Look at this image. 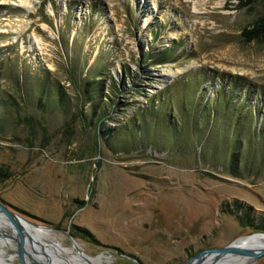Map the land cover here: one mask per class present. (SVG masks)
Instances as JSON below:
<instances>
[{"label":"rangeland","instance_id":"1","mask_svg":"<svg viewBox=\"0 0 264 264\" xmlns=\"http://www.w3.org/2000/svg\"><path fill=\"white\" fill-rule=\"evenodd\" d=\"M238 6V0H0V97L12 91L9 75L16 73L19 81L47 80L67 103L44 110L31 95L16 103L7 96L18 116L0 132V204L52 228L63 247L72 245L64 232L76 235L85 254L105 256L101 264H182L256 234L253 227L264 225V167L234 169L217 145L228 138L242 143L248 133L253 146L264 135V41L242 36L264 15V0ZM99 70L101 92L88 94L85 84ZM159 94L173 108L197 109L177 123L181 133L115 143L112 135ZM212 128L215 147L206 149ZM0 219V238L16 245L14 229ZM1 248L6 264H22L17 249ZM62 258L58 263L73 262ZM247 264H264V256Z\"/></svg>","mask_w":264,"mask_h":264},{"label":"trees","instance_id":"2","mask_svg":"<svg viewBox=\"0 0 264 264\" xmlns=\"http://www.w3.org/2000/svg\"><path fill=\"white\" fill-rule=\"evenodd\" d=\"M239 6L238 9L242 10L245 8H248L253 0H238ZM251 28L243 29L242 30V36L246 38L247 42H251L254 40H261L264 41V15H262L260 18L255 20L253 23L250 24ZM168 52V51H166ZM101 71V70H99ZM5 73V72H4ZM12 74V73H11ZM15 74V78L14 77ZM10 76L11 80H13V88L12 91H5L4 96H9L13 99V101L16 102H24V99H22L24 96L25 98L30 97V95L33 98L32 101H35L36 105L39 109H47L49 107H56L58 109L63 110L64 107H66L67 103L64 101L63 93L60 91H54L50 92L47 88V85L45 81L39 83L37 79H34L31 77L28 80L19 81V77L16 76V73H14ZM102 71L98 73L92 72L91 82H87L85 84V91L89 94V90H95V94L98 92H101V83H102ZM4 77L3 72L0 70V80ZM100 78V79H99ZM47 79V77H46ZM84 85V82L83 84ZM183 89H186L183 87V85H176L175 92L177 94H184ZM163 92V91H162ZM161 92V93H162ZM163 95V93H162ZM223 96V93H220L218 98H221ZM6 98L3 96L0 97V132H3V128L7 127L9 124L11 117L13 116V120L17 118L18 112H15L14 115L11 113L10 107L6 104ZM102 97H97V100L101 99ZM103 101V99H101ZM115 103H113L114 106ZM229 104V103H228ZM227 104V105H228ZM97 105V104H96ZM102 105L108 106L106 103L102 102ZM147 108L143 107L142 110L137 113L136 118H132L130 121H128L125 125L126 128L118 131L113 136V140L117 144H123L124 141L127 140L128 143L133 144V141H150L153 140V137H159L163 138L166 137V139L173 138L177 133H181L180 128L177 126V123L182 124L183 118L182 116H188L190 113H194L195 110L192 107H185L181 105H177L175 108L178 111V114L174 112L172 103H168L165 100H163V97L161 94H159L155 98L149 99L148 103L145 105ZM197 107V106H196ZM107 116V115H106ZM104 116V117H106ZM103 117V118H104ZM108 117V116H107ZM195 118V117H194ZM210 118V117H209ZM244 118V117H242ZM183 119V120H182ZM210 121V119H209ZM244 121V120H242ZM264 122V119L262 117V120L260 123ZM197 123V122H195ZM243 123V122H242ZM245 123L251 124V120L248 121V119L245 118ZM244 126V125H241ZM251 126V125H250ZM183 130V129H182ZM124 131V132H122ZM184 131V130H183ZM186 132H182L183 134ZM137 133H140V137L137 136ZM207 133V139H206V145L205 148L208 149V144L210 147L214 146V132L213 128L210 132L206 131ZM105 134V133H104ZM124 135V138H119L120 135ZM186 134V133H185ZM244 134V133H243ZM247 135V136H245ZM245 139H242V143L231 141L228 139H222L217 143V145L220 147V150L227 156V160L233 162V165L231 166L234 169H245V168H258V167H264V135H259L258 142L256 145H249L248 143V133H245ZM192 140H196V138H191ZM156 142H163L165 144V140H154ZM216 141V139H215ZM171 146H175L174 142L170 143ZM222 144V145H221ZM215 147V146H214ZM240 148V150L238 149ZM216 151L214 154L219 153L221 151ZM249 156L250 159H247L246 157ZM229 170V169H228ZM0 174L4 176V172L2 173L0 171ZM83 204V203H82ZM242 224L244 225L247 222V219L242 218ZM261 223V222H260ZM257 227H253L257 233H264V225L260 224ZM250 226V225H248ZM73 237H76L75 235H72Z\"/></svg>","mask_w":264,"mask_h":264},{"label":"bare ground","instance_id":"3","mask_svg":"<svg viewBox=\"0 0 264 264\" xmlns=\"http://www.w3.org/2000/svg\"><path fill=\"white\" fill-rule=\"evenodd\" d=\"M0 215L6 220L7 223L9 221L3 216V214L0 212ZM0 219V235L4 234V224H2ZM10 224V223H9ZM11 225V224H10ZM18 225H20L21 230L23 231L26 238H29L30 241H33V245L36 246H30L27 244L25 239V258L30 260L32 264H62V262L58 263V260H64L62 256H69L73 260L71 263L67 264H101L102 261L105 259V256L103 254H99L95 257L89 256L83 252V247L75 240V244H72L70 247H63L61 245V240H59L58 236L52 231L47 230L43 228H34L30 225H28L25 222L18 221ZM41 236H45L46 239L44 243L42 242ZM76 236V235H75ZM12 237H17L16 233L14 232ZM33 238V239H31ZM36 239H39L40 241H36ZM10 239L0 238V264H6V261L4 260V255L6 252L1 248L5 247L10 250L17 249V245L11 243L9 241ZM15 242V241H14ZM29 242V241H28ZM45 243H47L45 245ZM38 246H41L43 248H39ZM232 249L235 250H244L250 253H256L260 251L261 249H264V237L257 236H250L249 238H241L234 242L233 245H230ZM49 248L51 251L49 252L47 250ZM37 249H40L43 251V257L37 256L35 254L38 253L36 251ZM37 252V253H36ZM52 255V256H51ZM56 257H58L56 259ZM50 258V259H49ZM253 257L249 254H238V253H229L219 258H214L213 256H206L203 257L199 264H247L251 261ZM249 261V262H248ZM64 262V261H63Z\"/></svg>","mask_w":264,"mask_h":264},{"label":"water","instance_id":"4","mask_svg":"<svg viewBox=\"0 0 264 264\" xmlns=\"http://www.w3.org/2000/svg\"><path fill=\"white\" fill-rule=\"evenodd\" d=\"M0 212L3 214V216L9 221V223L11 224L12 226V229H14V232L17 233L16 236L17 237H12V239H14L16 241V245H17V253L18 255L20 256V260L22 262V264H25V261L23 258L24 255H25V235L23 233V231L21 230L20 228V225H18V221L20 222H25L27 223L28 225L34 227V228H43V229H47V230H52V228L50 227H47V226H42V225H36L34 223H31L23 218H21L20 216L16 215L15 213L7 210L4 206H2L0 204ZM67 237L72 241V244H75V239L68 234V232H64ZM252 235H261V236H264V233L261 234V233H256V234H252ZM251 235V236H252ZM33 242V241H32ZM33 244L30 243V246H32ZM34 247V245H33ZM24 253V255H23ZM229 253H238V254H249L251 255L253 258H258L260 256H264V249H261L260 251L256 252V253H250V252H247V251H244V250H235V249H232L230 247V244L225 246V247H221V248H209V249H205L203 251H200L198 252L196 255H194L193 257L189 258L187 261H185L184 263L182 264H199V261L203 258V257H206V256H213L214 258H219V257H222L226 254H229Z\"/></svg>","mask_w":264,"mask_h":264}]
</instances>
